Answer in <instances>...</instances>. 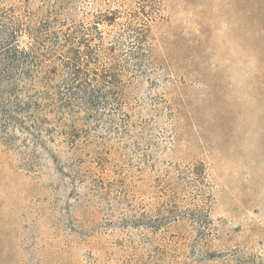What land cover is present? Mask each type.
<instances>
[{
	"label": "rangeland",
	"instance_id": "374dc122",
	"mask_svg": "<svg viewBox=\"0 0 264 264\" xmlns=\"http://www.w3.org/2000/svg\"><path fill=\"white\" fill-rule=\"evenodd\" d=\"M14 32L61 108L0 114V264H264V0H0Z\"/></svg>",
	"mask_w": 264,
	"mask_h": 264
},
{
	"label": "trees",
	"instance_id": "16d2710c",
	"mask_svg": "<svg viewBox=\"0 0 264 264\" xmlns=\"http://www.w3.org/2000/svg\"><path fill=\"white\" fill-rule=\"evenodd\" d=\"M110 14L114 15L112 12ZM111 15L99 17L98 23L110 24ZM25 30L32 35V27ZM17 36L15 32L8 34L0 51V114L7 118V126L19 128L28 133L33 132L36 136L45 129L48 122L47 116L58 112L61 107L56 106L47 90L49 76L41 80L37 76L35 48L31 46L20 49ZM26 81L30 84L27 88L20 86ZM37 86L43 88V91H38ZM83 94L86 93L83 91ZM8 97L16 98V101L12 103ZM44 109L48 115H44ZM39 139L37 136L36 140L39 141ZM194 173L203 177L206 173L204 165H201Z\"/></svg>",
	"mask_w": 264,
	"mask_h": 264
}]
</instances>
